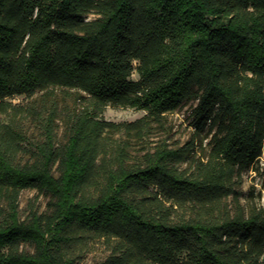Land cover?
I'll list each match as a JSON object with an SVG mask.
<instances>
[{
	"label": "trees",
	"instance_id": "trees-1",
	"mask_svg": "<svg viewBox=\"0 0 264 264\" xmlns=\"http://www.w3.org/2000/svg\"><path fill=\"white\" fill-rule=\"evenodd\" d=\"M190 101L196 137L133 152ZM263 153L264 0H0V264H77L92 237L97 264H264L238 188ZM26 188L49 200L22 220Z\"/></svg>",
	"mask_w": 264,
	"mask_h": 264
},
{
	"label": "rangeland",
	"instance_id": "rangeland-1",
	"mask_svg": "<svg viewBox=\"0 0 264 264\" xmlns=\"http://www.w3.org/2000/svg\"><path fill=\"white\" fill-rule=\"evenodd\" d=\"M94 16V14H91L89 18ZM132 77L135 79L139 78V74L136 70L133 72ZM39 95V93H36L33 98L27 97L26 95H16L10 98V100L16 104H26L35 97H39ZM64 96L65 95L59 92L58 97L62 103L68 102L73 104V97ZM193 107L194 103L190 101L178 109L166 113L164 123L162 125L155 123L154 132L148 140L141 142L133 137L132 143L135 147L133 152L141 155L145 152L146 148L165 139L172 147L183 146L186 142L196 137L197 133L192 117ZM145 114H147L146 110L136 107L108 105L103 113V116L107 120L129 122L139 119ZM28 132L37 138L39 137V131L34 124L30 125ZM205 136V132H203L197 138V156H203L208 151L207 143L209 138H205ZM114 137L124 139L127 135L118 132L114 135ZM59 138L61 142L66 140L63 127H61L59 131ZM201 141H203V146L200 145ZM26 158L27 156H24V159ZM187 165L188 162L183 163V167ZM238 186V188L242 191L241 203L246 209L251 207L253 204H257L259 206L264 205V153L254 167L244 171L242 181ZM48 200L49 197L40 193L37 189H23L19 200L21 219L26 220L32 208L38 210L39 212L47 211ZM79 245H81V256L78 259L77 264H97L99 261L105 259L109 252L104 239L100 237L85 238L83 243ZM23 248L31 252L34 251V246L28 243H24Z\"/></svg>",
	"mask_w": 264,
	"mask_h": 264
}]
</instances>
